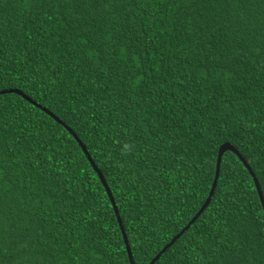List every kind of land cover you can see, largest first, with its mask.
Returning <instances> with one entry per match:
<instances>
[{"label":"trees","instance_id":"trees-1","mask_svg":"<svg viewBox=\"0 0 264 264\" xmlns=\"http://www.w3.org/2000/svg\"><path fill=\"white\" fill-rule=\"evenodd\" d=\"M0 51V91L60 121L0 95V264H130L120 225L149 264L224 143L264 195V0H0ZM219 173L154 264H264L253 179Z\"/></svg>","mask_w":264,"mask_h":264},{"label":"water","instance_id":"water-1","mask_svg":"<svg viewBox=\"0 0 264 264\" xmlns=\"http://www.w3.org/2000/svg\"><path fill=\"white\" fill-rule=\"evenodd\" d=\"M5 93H16L18 94L19 96L23 97L24 99H27L31 104L35 105L37 108L41 109L43 112H45L46 114H48L50 117H52L53 119H55L57 122L60 123V121L57 119V117H55L51 112H49L48 110L42 108L41 106L37 105L35 102L31 101L29 98H27L25 95H23V93H21L20 91H17V90H6V91H0V95L1 94H5ZM71 134L74 136V133L71 132ZM78 143L79 145L82 147V150L84 151V153L86 154L88 160L90 161V164L91 166L93 167V169L95 170V172L98 174V177H99V180L100 182L102 183L103 187L105 188V191L109 197V200L113 206V209L115 211V214L117 216V220L119 222V224L121 223L120 222V218H119V215H117V209H116V206H115V203H114V199L112 197V194H111V191L109 190L107 184L105 183V180L102 176V174L100 173V171L97 169V167L94 165V163L91 161L89 155L87 154L86 152V149L85 147L83 146V144L78 140ZM223 152V153H222ZM225 152H231L233 153L234 155L237 156V158L241 161V163L243 164V166L247 169V171L250 173L252 179H253V182H254V186H255V189H256V192L258 194V197H259V200H260V203H261V206H262V209H263V212H264V199L262 197V200H261V189H260V186H259V189H257V185H258V181L257 179L255 178V175L253 174L251 168L248 166V164L246 163V161L240 156V154L237 152V150L235 148H233L231 145L227 144V143H224L222 144L219 149H218V153H217V158H216V165H215V173L218 170H220V161H221V158H222V155L225 153ZM222 153V154H221ZM215 173H214V179H213V183H217V181L215 180ZM214 187H215V184H214ZM213 196V191H212V187L210 188V191H209V194H208V197L207 199L205 200L204 204L200 207V209L197 211V213L191 218V220L187 223V225L177 234L175 235L161 250L160 252L150 261L149 264H154L159 258L160 256L168 249L170 248L178 238H180L183 233L189 229V227L196 221V219L202 214V212L205 210V208L208 206L210 200H211V197ZM120 229H121V232H122V237H123V240H124V243H125V248H126V252H127V256H128V259H129V262L130 264H134V261H133V258H132V253H131V249H130V246L128 244V241L126 239V234L124 233V230H123V227L120 225Z\"/></svg>","mask_w":264,"mask_h":264},{"label":"snow or ice","instance_id":"snow-or-ice-1","mask_svg":"<svg viewBox=\"0 0 264 264\" xmlns=\"http://www.w3.org/2000/svg\"><path fill=\"white\" fill-rule=\"evenodd\" d=\"M93 6L95 7L96 6V4H95V2L93 3ZM4 55V53L2 52V51H0V56H3ZM3 67V62L2 61H0V68H2ZM3 79V77L2 76H0V80H2ZM207 143H212V141H211V139H209L208 141H207ZM223 153V152H222ZM221 153V154H222ZM197 171H199V169H197ZM201 175L203 176V173H201ZM160 176V172L159 171H157L156 172V176L155 177H150L149 179H155L156 177H159ZM205 179H207V177H204ZM215 180L219 183L220 181H221V177H220V173H219V170L217 169V171H216V173H215ZM214 184H215V187H214ZM211 187H212V191H213V193H216V191H217V184L216 183H213L212 185H211ZM257 189H259V184L257 185ZM191 195V194H190ZM226 195V194H225ZM262 197H264V195H261V200H262ZM117 215H118V213H117Z\"/></svg>","mask_w":264,"mask_h":264}]
</instances>
